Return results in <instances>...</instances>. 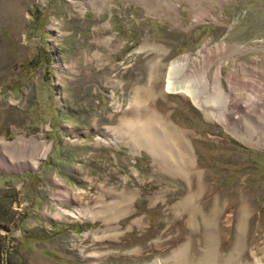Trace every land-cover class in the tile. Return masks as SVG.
<instances>
[{
  "label": "rangeland",
  "instance_id": "1",
  "mask_svg": "<svg viewBox=\"0 0 264 264\" xmlns=\"http://www.w3.org/2000/svg\"><path fill=\"white\" fill-rule=\"evenodd\" d=\"M204 49L227 124L165 91ZM262 101L264 0H0V264H264V141L232 131Z\"/></svg>",
  "mask_w": 264,
  "mask_h": 264
},
{
  "label": "bare ground",
  "instance_id": "2",
  "mask_svg": "<svg viewBox=\"0 0 264 264\" xmlns=\"http://www.w3.org/2000/svg\"><path fill=\"white\" fill-rule=\"evenodd\" d=\"M211 51L213 50L204 49L195 56L185 55L183 57L172 60L168 64L167 73L165 76V79H166L165 91L167 93L179 94V95L188 97L203 112L206 119H209V120L213 119V120L219 121L222 124H227V121L230 120L229 119L230 117L228 118V116H230L228 115V113L230 112L229 106L231 105V102L233 103L234 97H232L231 93L226 94L223 91L220 81H219L218 70L213 72V74L208 75L209 66H207V63H208V59L210 58L209 53ZM230 91L231 89H229V92ZM243 105L245 107L247 105V108H248L247 110H250L251 108H253L250 110L249 113L246 112L247 114H249V116L245 114L246 115L245 121L246 120L248 122L250 121V123L246 125L250 126L249 124H251V127H250L251 132H247L241 129L240 127L233 128L232 131H234V133L237 136L242 137L246 142H247V139H248V142L250 143L264 141V123L260 124L258 122L259 120L261 121V119L264 118V112L263 113L259 112L258 109L256 108V107H259L261 110L264 111V102L263 101L261 103L257 102L255 107L253 105H252L253 107H251V105L249 107L248 104L246 103ZM237 119L239 118H236V120ZM232 123L233 121L231 122V127L234 124ZM154 126L155 127L157 126V127L155 128ZM144 128L147 130L148 133H152L159 140V143L157 141L150 142V140H148L150 138L149 136V138L147 139V142H150L152 144L150 148L151 151L153 153L157 152L159 156L160 155L163 156L165 155V151L168 150V152L171 155V158L173 159V163L171 164L170 167L174 171L176 170V171L182 172L183 170H185L182 167V165H184L185 163L181 165V162H183V160L187 161L188 156H189L188 151H186L185 155L184 154L180 155L177 152H173L171 149L172 146L175 143H178L179 141V133H178L179 131L177 132V130L173 129L174 127L172 126L163 125L162 123H160V121L158 122V119L155 116L149 117L146 120L144 124ZM144 128L143 127L141 128L142 131ZM147 142L144 143L143 145H146V146L149 145ZM44 154L45 152L43 153V155ZM31 166L34 168L35 162L32 163ZM116 198L117 200L111 203L109 207L108 205L107 207L106 206L102 207L100 211L102 210L104 211L105 208H110V209L112 208L115 214L114 216L116 217L120 216L123 212H125V210L127 209V206L125 207V204L121 196H116ZM119 203H120V206H119ZM63 214L65 213L63 212ZM71 214H72V217L74 218H80L79 213L77 215H75L74 213H71ZM112 216L113 214L109 215L108 218ZM183 250L184 248L182 250H178L177 252L173 254V257H172L173 260L171 264H184L183 263ZM91 257L95 259L93 254L91 255ZM209 257L207 256L205 257L206 261L204 264H216L213 261L212 257L211 256Z\"/></svg>",
  "mask_w": 264,
  "mask_h": 264
}]
</instances>
